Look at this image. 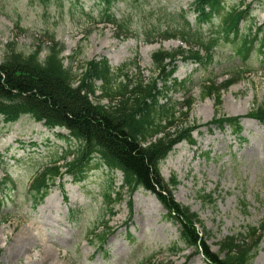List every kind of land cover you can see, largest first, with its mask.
Masks as SVG:
<instances>
[{
  "label": "rangeland",
  "instance_id": "obj_1",
  "mask_svg": "<svg viewBox=\"0 0 264 264\" xmlns=\"http://www.w3.org/2000/svg\"><path fill=\"white\" fill-rule=\"evenodd\" d=\"M195 1L116 3L113 12L124 23L122 32L100 23V0H0V63L13 44L25 55L42 46L44 59L54 36L65 47V66L78 80L89 62L106 59L114 70L128 64L131 81L148 82L157 76L152 55L182 45L159 35L180 26L183 15L191 24L199 23ZM222 3L223 10L201 25L206 37L219 28L223 13L233 8L248 11L243 33L248 34L252 23L264 24V0ZM234 43L232 39L220 42L205 65L179 63L174 78L190 83L195 100L189 121L198 128L196 144L175 146L160 166L167 183L172 178L179 183L174 200L197 214L203 226L199 230L208 232L207 244L216 254L225 240L234 237L243 244L248 228L264 222V126L248 117L257 105H264V53L256 50L243 61ZM238 75L241 80L223 92L221 117L241 118V140L229 128L221 131L209 126L216 108L214 100L203 99L201 93L208 81L219 84ZM101 84L97 82L98 87ZM101 94L98 89L93 101L107 105ZM171 96L179 103L187 98L183 91ZM67 133L50 130L29 116L12 125L0 118V200L4 199L0 264H209L186 248L180 225L152 193L141 189L129 197L124 190L120 201L107 205L105 194L121 191L123 175L116 172L111 179L99 158L80 178L66 177L63 188L57 182L42 204L33 208L32 180L43 166L77 148L76 142L58 137ZM5 178L12 183L2 192ZM207 196L212 201L202 199ZM106 232L110 236L103 245L98 236ZM225 256L226 252L220 255ZM249 264H264V231Z\"/></svg>",
  "mask_w": 264,
  "mask_h": 264
},
{
  "label": "trees",
  "instance_id": "obj_2",
  "mask_svg": "<svg viewBox=\"0 0 264 264\" xmlns=\"http://www.w3.org/2000/svg\"><path fill=\"white\" fill-rule=\"evenodd\" d=\"M119 2L127 0H100V23L124 32L123 21L113 12ZM221 10L222 0H196L194 11L199 13L198 24H191L183 15L180 26L162 32L160 38L180 40L186 47L156 51L152 60L157 76L148 82L131 81L128 64L114 70L106 59L89 62L78 80L73 70L65 66L62 57L65 47L54 36L50 37L44 59L41 58L42 46L25 55L13 44L0 63V118L12 125L29 116L50 130L67 131V135L58 134V137L77 144L76 150L65 151L43 166L33 179L29 186L33 208L42 204L57 182L63 188L66 177L80 178L89 164L99 158L111 179L116 172L123 175L121 191L105 194L107 205L120 201L124 190L132 197L143 189L155 195L168 216L180 225L181 240L186 248L192 249L195 255H202L209 264H249L256 257L264 222L248 228L243 244L230 237L220 244V252L216 254L207 244L208 232L199 230L203 226L197 214L174 200L173 192L179 183L175 178L167 183L160 170L175 146L183 142L196 144L193 136L198 128L189 121L195 105L190 83L174 78L179 62L205 65L212 61L220 42L231 39L237 43L235 53L243 61L256 50L264 53V24L252 23L247 27L248 34L243 33L241 26L248 17L246 10L233 8L223 13L219 28L206 37L201 25ZM135 66L139 69L137 64ZM241 78L242 75H238L219 84L208 81L201 87L202 98L213 99L216 108L209 126L221 131L229 128L240 140L241 118L221 117V108L223 92ZM97 82L102 83L100 87ZM98 89L102 92L101 98L108 100L107 105L93 101ZM179 91L187 98L182 103L173 102L171 95ZM248 117L264 126V105H257ZM70 157L72 159L68 160ZM62 161L64 163L60 164ZM10 183L12 180L5 178L1 191ZM202 199L212 201V196ZM109 236L108 232L99 235L101 244L104 245ZM223 252H226L225 258L220 257Z\"/></svg>",
  "mask_w": 264,
  "mask_h": 264
}]
</instances>
